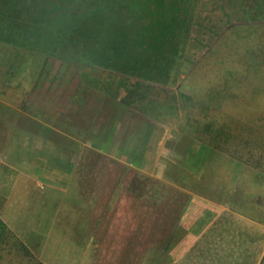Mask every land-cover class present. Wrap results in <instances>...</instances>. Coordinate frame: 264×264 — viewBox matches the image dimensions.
Instances as JSON below:
<instances>
[{
	"label": "rangeland",
	"instance_id": "374dc122",
	"mask_svg": "<svg viewBox=\"0 0 264 264\" xmlns=\"http://www.w3.org/2000/svg\"><path fill=\"white\" fill-rule=\"evenodd\" d=\"M213 2L222 24L208 27L209 39L198 49L188 44L189 59L178 72L176 94L198 101L188 115L189 122L198 121L199 129L214 118L227 124L235 137L223 144L228 154L215 145H196L191 138L197 135L196 122H186L179 105L176 111L151 105L148 112L139 110L138 114L126 109L124 122L109 114L110 132L97 134L95 130L94 146L114 140L111 130L117 132L119 123L118 137L130 146L143 144V137L149 135L146 126L153 121L160 124L163 135L156 153L164 158L155 161L152 177L132 182L141 192L132 196L134 202L138 199L141 214L139 227L133 228L134 233L138 230L137 236L124 237L122 243L87 242L73 247L70 258L62 255L69 251L66 242L52 245L42 258L31 251L35 260L21 262L14 251L3 258V264H70L71 260V264H264V0ZM35 45L29 43L30 48H25L27 76H39L38 81L55 77L60 84L70 76V81L77 79V91L83 90L78 79L87 76L82 68L76 70L75 60H45L48 45ZM91 75L92 86H101L104 96L117 98L108 95L115 90L116 77L98 71ZM118 94L119 98L125 96ZM92 101L84 103L89 107ZM100 105L98 111L105 108ZM133 113L140 121H131ZM41 158L57 162L50 156ZM102 229L103 236L114 231Z\"/></svg>",
	"mask_w": 264,
	"mask_h": 264
},
{
	"label": "crops",
	"instance_id": "0c3cea01",
	"mask_svg": "<svg viewBox=\"0 0 264 264\" xmlns=\"http://www.w3.org/2000/svg\"><path fill=\"white\" fill-rule=\"evenodd\" d=\"M25 51L0 44V220L40 258L61 242L69 245L62 254L69 258L73 247L87 242H124L138 234L133 228L140 225L138 199L134 202L132 196L141 192L132 182L152 177L155 161L164 158L156 153L163 139L160 124L147 126L149 135L141 146L121 141L120 123L117 132L111 130L114 140L94 146L96 133L110 132L109 114L124 122L126 109L137 114L139 109L116 107L100 88L93 91L90 69L78 79L82 91H77L75 77L60 84L55 77L38 81L39 76H27ZM90 98L88 107L84 100ZM99 103L105 108L98 111ZM134 113L131 121H140ZM43 155L57 162L45 161ZM101 227L114 231L103 236Z\"/></svg>",
	"mask_w": 264,
	"mask_h": 264
},
{
	"label": "trees",
	"instance_id": "16d2710c",
	"mask_svg": "<svg viewBox=\"0 0 264 264\" xmlns=\"http://www.w3.org/2000/svg\"><path fill=\"white\" fill-rule=\"evenodd\" d=\"M213 1L0 0V44L21 48H30L29 43L34 47L47 44L45 60L72 59L76 70L116 77L115 90L108 95L117 98H109V104L145 112L151 105L174 111L179 105L182 118L189 122L188 111L198 101L177 96V77L189 59L188 44L198 49L209 39L208 27L222 24ZM93 88L98 91L101 86L94 84ZM119 92L125 96L119 98ZM192 121L197 125V135L191 137L196 145H215L228 154L224 145L235 137L225 122L214 118L199 129L198 121ZM255 162L260 165L259 160ZM14 251L21 262L35 260L0 220V264Z\"/></svg>",
	"mask_w": 264,
	"mask_h": 264
}]
</instances>
